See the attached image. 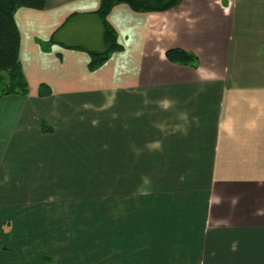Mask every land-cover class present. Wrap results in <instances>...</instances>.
Instances as JSON below:
<instances>
[{
    "label": "crops",
    "instance_id": "1",
    "mask_svg": "<svg viewBox=\"0 0 264 264\" xmlns=\"http://www.w3.org/2000/svg\"><path fill=\"white\" fill-rule=\"evenodd\" d=\"M99 2L14 14L28 91L0 99L1 227L66 200L101 223L82 249L55 246L61 264H264V0L118 4L107 20L121 50L89 71L87 50L104 48ZM173 47L197 64L168 61ZM6 253L0 264L34 263Z\"/></svg>",
    "mask_w": 264,
    "mask_h": 264
},
{
    "label": "rangeland",
    "instance_id": "2",
    "mask_svg": "<svg viewBox=\"0 0 264 264\" xmlns=\"http://www.w3.org/2000/svg\"><path fill=\"white\" fill-rule=\"evenodd\" d=\"M105 105L106 108L92 115L94 119L97 120L113 113L114 102ZM86 108L92 109L89 106ZM52 181L51 177H40L35 180L34 184L50 188ZM16 211L12 221H9L10 224L6 223L3 228L0 225V233H2L0 240H4L2 245L0 243V250L1 246L6 247V256L11 257L10 262L17 263L21 260L24 263L29 258V261L34 262L33 264H61L66 259L55 255V246L64 245L66 249L70 245L75 249H82L80 243L86 239L85 237L99 235L94 231L100 228V211H98L99 218H96L95 222H83L84 225L79 222V219L84 216L83 213L76 209L73 203L66 200L55 201L54 199L28 208V211L23 210V207ZM139 211L130 210L129 217H138ZM90 223L95 224L92 226L89 225ZM33 236L39 237L37 242L33 240ZM86 242L91 243V241ZM36 254L38 257L32 258ZM19 255H22V259L16 257Z\"/></svg>",
    "mask_w": 264,
    "mask_h": 264
},
{
    "label": "trees",
    "instance_id": "3",
    "mask_svg": "<svg viewBox=\"0 0 264 264\" xmlns=\"http://www.w3.org/2000/svg\"><path fill=\"white\" fill-rule=\"evenodd\" d=\"M180 2L181 0H100L95 13L102 23L104 48L102 51L87 50L89 55L88 70H96L107 61L113 52L121 50L116 32L107 20L114 6L126 4L134 12L149 13L170 10ZM20 7L43 9L45 0H0V99L12 94L24 95L28 91L27 81L19 59V31L14 20V14ZM74 48L81 49L83 47L75 46ZM165 57L168 61L176 64L192 67L197 64L195 54L177 47L167 49ZM49 93L50 88L46 84H40L38 94L45 96ZM1 248L2 250L6 249L5 246H1Z\"/></svg>",
    "mask_w": 264,
    "mask_h": 264
}]
</instances>
